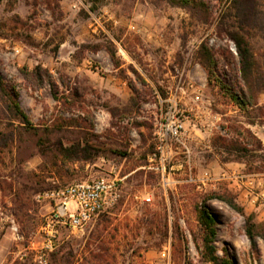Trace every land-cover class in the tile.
Segmentation results:
<instances>
[{
	"label": "rangeland",
	"instance_id": "1",
	"mask_svg": "<svg viewBox=\"0 0 264 264\" xmlns=\"http://www.w3.org/2000/svg\"><path fill=\"white\" fill-rule=\"evenodd\" d=\"M0 79V264H214L201 208L221 261L264 264L245 232L251 216L264 235V0H0ZM173 94L165 184L148 157ZM104 175L123 179L115 204L39 260L45 195Z\"/></svg>",
	"mask_w": 264,
	"mask_h": 264
},
{
	"label": "built area",
	"instance_id": "2",
	"mask_svg": "<svg viewBox=\"0 0 264 264\" xmlns=\"http://www.w3.org/2000/svg\"><path fill=\"white\" fill-rule=\"evenodd\" d=\"M229 49L236 54L233 44L230 43ZM166 102L168 103L155 133L154 153L148 157L149 168L159 174L165 184L169 181V173L166 171L169 145L173 142L179 143L184 131V124L177 118L176 95L170 96ZM155 160L157 165L153 166L151 163ZM122 181V178L104 175L69 184L46 194L50 211L40 226L42 245L38 250L41 253L39 260H42L45 252L54 249L60 230H81L98 215L110 209L120 196Z\"/></svg>",
	"mask_w": 264,
	"mask_h": 264
},
{
	"label": "trees",
	"instance_id": "3",
	"mask_svg": "<svg viewBox=\"0 0 264 264\" xmlns=\"http://www.w3.org/2000/svg\"><path fill=\"white\" fill-rule=\"evenodd\" d=\"M185 2H188V0H184ZM231 40L235 43L237 55L239 57L240 61V73L241 77L245 83L246 86H250L252 83V80L254 79L255 74V62L253 60V54L251 52V49L245 39V37L242 35V33L238 30L231 31L230 34ZM201 56L205 58L209 64L212 63L211 67L209 65H206L205 68H209V70L212 72L214 70L215 64L212 61L211 53L207 49V47L202 46ZM0 86H1V79H0ZM231 98L237 102V104L241 105L242 102H239L238 98L235 94H231ZM13 108L15 111L19 112V114L22 115V118L26 119L25 115L20 110L17 102L13 101ZM231 207L239 210H241L235 206L233 201H230ZM198 221L201 224L203 230H204V244H205V256L208 261L219 264L222 262V264H229L227 260H222L217 256L216 249L214 246V240L216 237V222L213 216L205 209L201 208L198 213ZM245 232L247 237L250 241H254L256 237L262 238L264 240L263 233L259 232L257 229L258 227L252 222V217L248 216L246 217L245 222Z\"/></svg>",
	"mask_w": 264,
	"mask_h": 264
}]
</instances>
